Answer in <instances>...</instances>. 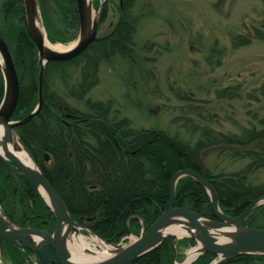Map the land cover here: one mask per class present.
Returning a JSON list of instances; mask_svg holds the SVG:
<instances>
[{
	"label": "trees",
	"instance_id": "1",
	"mask_svg": "<svg viewBox=\"0 0 264 264\" xmlns=\"http://www.w3.org/2000/svg\"><path fill=\"white\" fill-rule=\"evenodd\" d=\"M97 1L92 3L99 10L102 22L108 5ZM38 2L46 37L51 43L66 44L77 37L75 0ZM132 2L119 0L120 16L113 28L97 37L82 54L46 66L42 109L18 128L22 142L64 201L72 219L112 244L130 234L138 236L142 229L149 228L168 202L171 177L182 169L193 170L210 182L217 193L219 209L230 217L238 216L264 195V184L249 180L252 173L264 169V115H252L246 126L234 123L239 131H213L204 124L188 127L187 130H193L191 134H198L195 144H191L166 131L131 128L127 119L110 116L109 103L87 99L90 112H81L66 102V95L83 102L98 82L99 64L116 55H125L134 44L136 24L127 14ZM0 36L10 49L20 81L19 103L12 117L18 121L38 103L39 73L38 53L26 27L22 0H0ZM68 67L78 69L74 83L68 81L71 76ZM52 75L58 77L66 91L49 90ZM4 89L0 69V104ZM229 90L217 93L218 99L232 98L234 95ZM246 98L256 99L253 93ZM210 153L248 163L234 173H215L205 164ZM173 206L215 219L208 193L189 176L176 183ZM0 209L18 227L49 233L54 229L55 217L39 193L27 181L11 174L1 162ZM246 226L264 229V204L246 219ZM194 246V239H180L175 248L177 261L183 258L185 250ZM46 250L51 264H59L51 249ZM214 259L215 255L204 253L192 264H211ZM2 262L38 264V257L5 241ZM130 264H174L173 238H166ZM223 264H264V255H242Z\"/></svg>",
	"mask_w": 264,
	"mask_h": 264
},
{
	"label": "rangeland",
	"instance_id": "2",
	"mask_svg": "<svg viewBox=\"0 0 264 264\" xmlns=\"http://www.w3.org/2000/svg\"><path fill=\"white\" fill-rule=\"evenodd\" d=\"M97 2L108 5L98 27L101 37L120 16L119 0ZM127 14L136 24L134 44L125 55L99 64L98 82L83 102L66 95L72 107L90 112L87 99L109 103L110 116L127 119L131 128L166 131L191 144L198 134L188 127L239 131L252 115H264V0H133ZM76 39L52 44L70 46ZM242 40L248 42L236 43ZM66 70L74 83L78 69ZM228 88L234 96L218 99L217 93ZM54 89L66 91L52 75L49 90ZM250 93L256 99L246 98ZM247 163L218 153L205 158L215 173H234ZM249 180L264 184V169ZM137 237L129 235L128 241Z\"/></svg>",
	"mask_w": 264,
	"mask_h": 264
},
{
	"label": "water",
	"instance_id": "3",
	"mask_svg": "<svg viewBox=\"0 0 264 264\" xmlns=\"http://www.w3.org/2000/svg\"><path fill=\"white\" fill-rule=\"evenodd\" d=\"M22 1L26 27L38 53V103L23 119L12 120L19 103L20 81L10 49L0 36V69L5 85L3 100L0 104V126L6 128L5 135L0 139L2 148L0 162L11 174L27 181L39 193L55 217V226L52 233L30 227L21 228L11 223L0 210V264H3L1 258L5 241L22 250L37 254L39 264H51L47 248L51 249L59 264H130L157 248L166 238H173L175 264H178L176 244L182 238H192L196 242L195 247H201L188 264L193 263L204 253L215 255L211 264H223L242 255H264V229L249 228L245 224L253 211L264 204V195L251 203L238 216H227L219 209L218 196L212 184L190 169L179 170L171 177L169 199L162 213L138 238L123 246L109 244L107 240L72 219L64 201L46 179L27 146L22 142L18 128L36 117L42 109L43 78L46 66L51 62H64L76 58L96 40L99 12L93 8L91 0H75L79 21L78 37L70 49L58 52L45 46L46 35L38 0ZM12 130L18 135L21 145L34 162V167L24 166L8 150L7 141L9 132ZM186 176L193 178L208 193L215 220H209L187 209L173 206L176 183ZM178 227L190 233L179 236L170 233L172 228ZM74 232L81 235L83 232L94 235L112 246L117 253L95 262L76 263L71 260L67 249L68 238ZM227 233L232 234L230 239L225 238ZM188 252L181 262L186 259Z\"/></svg>",
	"mask_w": 264,
	"mask_h": 264
},
{
	"label": "bare ground",
	"instance_id": "4",
	"mask_svg": "<svg viewBox=\"0 0 264 264\" xmlns=\"http://www.w3.org/2000/svg\"><path fill=\"white\" fill-rule=\"evenodd\" d=\"M73 45V44H72ZM64 46L61 44H52L45 38V46L54 51L63 52L72 47ZM6 128L0 126V139L5 135ZM8 150L15 156V158L27 167H34V162L32 161L29 154L25 151L24 147L21 145L18 135L12 130L9 132V139L7 141ZM0 152L2 148L0 146ZM45 196V195H44ZM177 236L189 234L190 232L186 229L172 228L171 232ZM230 239L232 234L227 233L225 238ZM134 240V239H133ZM67 249L70 254L71 260L76 263H89L95 262L100 259H106L114 256L117 251L114 250L112 246L107 245L105 242L100 240L94 235L90 238L84 237L80 233H72L67 241ZM201 247L197 246L188 252L186 259L178 264H188L200 251Z\"/></svg>",
	"mask_w": 264,
	"mask_h": 264
}]
</instances>
